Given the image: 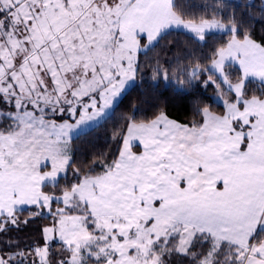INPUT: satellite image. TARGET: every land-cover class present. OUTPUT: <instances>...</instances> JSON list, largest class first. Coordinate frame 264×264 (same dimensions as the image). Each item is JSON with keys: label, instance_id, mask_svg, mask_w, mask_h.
<instances>
[{"label": "snow or ice", "instance_id": "obj_1", "mask_svg": "<svg viewBox=\"0 0 264 264\" xmlns=\"http://www.w3.org/2000/svg\"><path fill=\"white\" fill-rule=\"evenodd\" d=\"M0 264H264V0H0Z\"/></svg>", "mask_w": 264, "mask_h": 264}, {"label": "trees", "instance_id": "obj_2", "mask_svg": "<svg viewBox=\"0 0 264 264\" xmlns=\"http://www.w3.org/2000/svg\"><path fill=\"white\" fill-rule=\"evenodd\" d=\"M129 102H131V97L129 98V100L126 101V103H129Z\"/></svg>", "mask_w": 264, "mask_h": 264}]
</instances>
